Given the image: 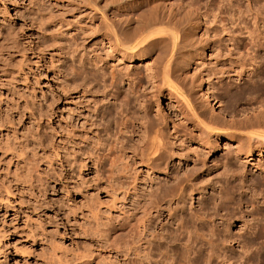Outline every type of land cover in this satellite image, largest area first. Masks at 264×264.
<instances>
[{
    "label": "rangeland",
    "instance_id": "1",
    "mask_svg": "<svg viewBox=\"0 0 264 264\" xmlns=\"http://www.w3.org/2000/svg\"><path fill=\"white\" fill-rule=\"evenodd\" d=\"M118 1L0 0V111L2 112L0 117L6 121L0 118V264H239L240 242L243 240L241 238L250 241L253 230L243 224L241 204L234 195L236 191L229 189L230 192H228L231 194L234 190L232 200L233 198L235 200L233 202L231 197L227 198L228 205L221 204L219 196L222 194L220 189L223 183L235 184L233 172L230 169L236 170L244 165L246 170L259 174L260 168H264V154H262L264 148L260 151L259 148L253 147L256 150L249 154L238 151L241 138L235 127L240 119L250 117L252 113L250 109L254 107L249 105L248 98L251 97L250 93H253L247 75L249 74L247 70L252 65L249 64L248 45L245 39H248L247 31H252L253 39H258L264 46V0L166 1V12L173 13L171 15L172 19L175 18V22L192 23L196 26L195 39H207L211 45L180 73L185 82L193 83L196 93L194 103L197 105L195 107L198 112L203 113L204 110L205 117L208 118L213 114L212 117L225 121V123L222 122V126L226 124L225 127H221L223 134L212 135L213 138H210L212 143L208 144H211L210 146H206L204 137H201L203 134L193 122L194 119L187 111L185 104L176 94L169 92L167 84L162 83L159 50H153L149 56L152 67L156 69L155 78L150 82L143 75L144 66L135 67L136 61L130 62L131 67L138 69L140 76H143L141 83L145 87L143 97L147 99L148 116L156 123L158 122L159 126L163 125L162 130L169 132L167 134L164 131L170 139L167 146L172 153L167 150L172 157L169 155L170 158L166 159V162L169 160V167L179 172V176L182 177L185 173L183 167L188 164L196 178L195 184L196 181L198 183V186H195L194 182L181 183V186H187L186 188L188 185L191 186V191L176 185L178 191L170 183L169 186L172 188L169 187L168 190L167 186L166 193L161 187L164 183H150L149 175L133 182V178L122 174L124 176L121 182L119 181L120 184L118 182L114 184L115 187H110L105 181L112 174L109 160L106 162L108 167L105 166L100 174V177L106 178L95 182L94 171L83 168L80 170L79 158L75 157H78V154L73 153L72 163L63 159L64 145L68 142L65 139L67 134L64 126L70 122L72 123L70 126L76 130L79 122L75 121L74 115L70 118L67 110L64 109L61 78L62 41L63 39H86L82 42L88 48L103 52L101 42L96 41L107 39L106 34L109 32H106L107 22H112L119 27L123 25V21H127L134 28V25H137L136 20L148 15L146 6L136 11L126 10L119 5ZM9 30L16 34L13 33L14 35L11 34L13 36L10 37ZM233 65L239 66V69L242 67L247 69L241 78L228 77L229 73L226 70L231 69ZM23 75H27L26 80L25 78L22 80ZM197 80H201L202 84L196 83ZM222 81L225 86L233 88L237 94L236 97H242L240 100L242 103H236L233 99L221 94L224 91L221 89ZM237 85L240 87L238 88ZM216 95L218 96L214 98ZM24 97L28 98L34 113L38 111L37 109L41 110L39 111L41 114L36 112L37 117L33 116L32 124L27 117L23 120L26 125L15 117L20 110L25 114L28 112L25 107L20 106H24ZM253 97L256 96L253 95ZM229 103L230 106L232 104V108L236 105L235 109H237H233L237 111L236 114L225 112V108H231L228 106ZM133 106L132 112L137 113L139 107L136 108L135 104ZM243 106L245 108H242ZM24 108L26 111L22 110ZM246 108L249 110L244 111ZM258 111L256 107V112ZM7 113L9 116L13 115V118L7 115L10 120L15 118V121L12 120L13 123L18 121L15 127V130L19 128L18 138L25 136L19 141H25L27 137V141H30H25L29 146H25V143L22 146L25 147L23 149L26 152L23 149L20 150V145L16 147L18 150L14 148L16 152L19 150L24 151V154L28 152L26 155L21 153L23 159L21 156L19 157L21 159L15 156L16 152L13 148L11 150L8 148V136L13 128L10 130L8 127L11 125L10 123L8 125V118L4 115ZM38 118L39 121L36 122L39 126L37 127L33 121ZM73 120L76 126L73 125ZM231 124L234 125L231 126ZM28 125H34V130ZM26 126L29 131H26ZM37 128H39L38 132ZM75 130L72 132L74 133ZM31 132L34 137H38L39 141L34 137L35 141L32 140ZM176 132L184 141L182 149L177 147L179 141L172 143L174 140L172 135ZM4 136L8 139L6 140ZM135 141L128 146V152L139 160L140 151L135 148L138 144ZM187 146H195V148L189 147V149ZM6 150H10L11 153L10 151L7 153ZM56 150L60 156L55 155ZM178 151L186 153L187 163L179 161L177 157L174 159V152L179 154ZM228 151L235 156L236 161L235 166L229 170L224 164L229 155ZM26 156L34 161L33 170L36 167L38 170L32 172V179L26 175L28 163L24 162V166L21 165L26 160ZM136 166L142 167L140 163ZM225 170L229 173L222 174ZM157 174L163 179L165 173L159 171ZM224 178L231 179L228 180L229 182L227 180L224 182ZM221 180L223 182H220ZM216 181H219L218 184H215ZM8 183L12 184L10 186L13 189L8 188L10 187ZM5 187L8 190H14L15 194H12V191L10 194V190L5 192L7 190L4 189ZM183 190H187L185 193L188 196L182 192ZM8 192L9 196L6 194ZM153 192L156 193L153 194ZM181 193L182 195L184 193L183 197ZM5 200L9 201L8 205H5ZM159 207L163 210H161L162 215L156 217ZM176 211L183 216L186 215L188 219L184 221L183 217H178L182 215ZM173 212L176 217L171 216ZM229 212H231L230 215ZM247 216L249 218V213L245 217ZM147 217L151 218L150 222H152L148 231L142 225ZM262 231L264 232L262 229L259 233L262 234ZM261 234L258 241H254L255 246L264 245V233ZM255 259L259 260L258 257ZM256 260L250 261V264H264V258L262 262H259L260 260L256 262Z\"/></svg>",
    "mask_w": 264,
    "mask_h": 264
},
{
    "label": "bare ground",
    "instance_id": "2",
    "mask_svg": "<svg viewBox=\"0 0 264 264\" xmlns=\"http://www.w3.org/2000/svg\"><path fill=\"white\" fill-rule=\"evenodd\" d=\"M117 1L118 0H116V2ZM166 1L167 0H119L118 1L119 5H122V7L126 8V10L131 9L133 11H136L137 9L143 8V6H146L147 8H145V9L148 10L147 11L148 15H146L145 17L143 16V18H139L138 20H136L135 24H137V25L133 24L134 28L131 26L132 24L130 25V23H127V21H123L122 26L121 25L119 26V24H118L119 27H117V25L115 26L112 22H107L106 28H108V30L106 29V32L109 31L106 34L107 39H100V40L96 41V42H99V41L101 42V45L104 48L103 52H99V51H96L92 48H88V46L82 42V40H86V39H80V40L79 39H63V41H62V54H63L62 58L63 59L61 60V63H62L61 64V78H62V82H63L62 83V90H63L64 109L67 110L68 116L70 118H71V115H72V117L74 115L75 121L79 122V127L76 128V130L73 129L72 126H70V125H72V123H70V122H67V124L64 126V127H66L64 131L67 134L65 139H67L68 142L65 140L67 142V144L64 145V156H63L64 158L63 159H65L67 162H71L72 157H73V153L78 154V157L77 156H75V157L77 159L79 158V160H78L79 165L78 166H80L79 167L80 170L83 168L85 170L86 169L92 170V172L94 171L95 174L93 177H94L95 182L99 181V180H103V178L105 177V176L103 178L100 177L101 176L100 174H102L103 169L106 166V162H107V160H109L110 161L109 166H110L112 174L105 181L107 182V185H109L110 187L114 186V184H117L120 180H122V178L124 176L122 174H127L126 176H128V177L130 176L131 178H133L132 179L133 182H136L139 179L145 178L144 177L145 175H149L150 176V179H149L150 183H152V184H162V182L164 183V185L162 184L161 187H162V189L164 188L165 193L169 190V187H171V186L172 187L175 186L176 189H178L176 185L181 186V183H183L185 181H188L189 184L191 182L192 183L194 182V184H195L196 178H195V176H193V171H192V169H190L188 167V164L187 165L185 164L183 167L185 169V173H184V176L182 177V176H179L180 175V174H178L179 172H175L176 170L174 171L173 168L169 167V162H168L169 160H167V162H166V159H169L170 157H168V156L172 153L170 151L171 149L170 150L168 149L169 146H167V144L170 142V139L166 135V133L169 134V132H166L164 129L162 130L161 127L163 125L159 126L158 122L156 123V121H154L152 118H150L148 116L147 99H144V97H143L145 87L141 83V78L143 79V76L142 75L140 76V73L137 71L138 69L132 68L130 65V62L132 60L136 61V63L134 64L135 67H139V66L143 65L144 66V74L143 75L150 82L152 79L155 78V74H156L155 70L156 69H154L152 67V65H151L152 63H151V60L149 59V56L153 52V50H155V49H158L160 52V55H161V57H160L161 64L159 65V70L162 73V83L164 82L165 84H167L169 92L171 94H173V93L176 94V96L181 99V102L185 104L187 111L190 112L189 114H191L193 119H194L193 122L196 123L195 125L198 126L200 133L203 134V136H201V137H204L205 140L204 139L203 140L205 141L206 146L211 145V144L210 145H208V144L212 141V140H210L212 135L217 136V135L223 134V133H221V132H223L221 130H223L222 128L225 127V125H226V124H223L224 126H222L223 119H221L222 120L221 121L218 117H217L218 119L215 117H212L213 114H211L209 116V114H207V113H206V115H208L209 117L208 118H207V116L205 117L204 110L202 113L200 111L201 108L199 106L198 107L200 108V110H199L200 112H198L197 108L195 107L197 105H196V103H194L196 101V98H195L196 93H195V90L193 88V83L189 82V84H190L189 85L187 83V81L185 82L184 79L181 78V74H180V73H182V71H184V69L188 65H190L194 61V59L199 58L201 56L202 52H204L208 46L211 47V45H209V42L207 41V39H195L194 30H195L196 26L193 25L192 23H188L185 21L175 22L174 16H173L174 19H172L173 13L172 12H170V13L166 12ZM93 3H96V2L93 1ZM95 5L96 4H94V6ZM3 7H5V6H3ZM4 10H5V8H4ZM2 13L3 12H1V14ZM8 32H11V31L9 30ZM13 33H15V32L13 31ZM13 33L12 32L9 33V36L10 37L13 36L14 35ZM11 34H13V35H11ZM246 34L248 37V39H245V40H246V43L248 45L247 46V53L249 55V64L252 66L247 70L246 68H243V67L241 69H239V66L233 65L231 67V69H227L226 71L229 73L228 77L231 78L232 76H236L238 79L242 77L243 72H245L246 70L249 72V74H247L248 75V81L250 82V84L253 88V93H254V94L250 93L251 97H248L250 99L249 105L254 106L255 108L253 107L250 109V111L252 110L250 117L243 119V120L240 119L239 123H237L238 122L237 121L236 122L237 125L235 126L237 131H239L238 134L241 138L240 145L238 147V151L240 150V152L242 151L245 154H249V153L254 152V150H256L254 148H259L260 151H261V149L264 148V46L259 43L258 39H253L252 31H247ZM25 74H26V72H25ZM26 77H27V75L26 76L23 75L22 80H24V78L26 80ZM196 83H198L200 85V84H202V81L197 80ZM221 85H222L221 89H223L224 91H223V93H221V92L220 93L222 95H224V97L226 96L229 99H233L234 102H236V103H242L240 101L242 99V97H236L237 94H235L232 87H228V85L225 86L223 81L221 82ZM237 86H234V87L237 88ZM239 87L240 86H238V88ZM25 88H27V87H25ZM23 92L25 93V91H23ZM253 95L256 97H253ZM217 96L218 95L214 96V98H216ZM228 98H226V100ZM23 101H24V106L20 105V104L19 105L21 106V108L25 107L28 110V112L25 114L24 111L21 112V110H20V113H18L15 117H17L18 121H20L22 123H25L23 121L25 117H27V119L29 118L28 121L31 122L33 116L34 117L36 116L35 113L39 112L41 110L37 109L38 111H36L34 113V111H33L34 109L31 108L28 98L24 97ZM40 102H39V104H40ZM32 103L34 104V101ZM72 104H73V106H72ZM134 104L137 105V106H135L136 108L139 107L137 113L135 110H134L135 112H132V110L134 109V106H133ZM37 105L38 104H36V106ZM40 106H41V104H40ZM228 106H230V103ZM231 106H232V104H231ZM235 106H234V108L231 107L232 109L231 108L230 109L225 108V112H227V113L235 112V110L237 109V108L235 109ZM38 107H39V105H38ZM256 107H257V109H259L258 112H256ZM16 108H15V110H16ZM25 108L22 110H25ZM242 108H245V106H243ZM0 109H1V107H0ZM29 109H31V110L29 111ZM233 109H235V110H233ZM248 110H249V108H246V110L244 109V111H248ZM18 111H19V109H18ZM236 113H237V111L235 112V114ZM39 114H41V113L39 112ZM4 115L9 116L8 113L4 114ZM27 115H29V116H27ZM8 116H7V118H8ZM120 116H122V120H120ZM9 118H13V115L11 114V116H9ZM39 118H41V117H39ZM39 118L33 121V122H35L37 127L39 126V123L37 124L36 121L37 120L39 121ZM8 119H7V123H8V125H9V123L11 125L8 127H10V130L13 128L12 133L9 134V136H8L9 139L7 138L9 141L8 142L9 144L7 143V145L9 146L8 148H10V150L13 148V150H14V148L17 149L16 147H18V145H20L19 148H20V150H22L23 148H25V147H22L24 145V143H25V146L28 145V143L26 145V142H25V141H27L28 137L25 139V141L24 140L19 141V139L25 138V136L18 138V136H20L17 134L19 132V131H17L19 128L18 129L16 128L17 130H15V127L17 126L18 121H16L17 123H13L12 120H14L15 118L12 120L9 119V122H8ZM3 121H5V120H3ZM70 121H72V119ZM223 123H225V121ZM31 124H32V122H31ZM76 124L78 126V123H76ZM25 125H26V123H25ZM73 125H74V120H73ZM232 125H234V124H231V126ZM28 126H26L27 127L26 131H29ZM31 126L32 125H30L29 127L31 128ZM33 126H32V130H34ZM43 126H42V128H43ZM74 126H76V125H74ZM226 128H229V127H226ZM6 129H7V127H6ZM38 129L39 128H37V132H38ZM232 129L233 128H231V130ZM73 130H75L76 133H75V131L73 133L72 132ZM30 131H31V129H30ZM35 131H36V129H35ZM8 133H7V135H8ZM32 133L33 132H31V136L33 138L34 136ZM7 135H5V136L7 137ZM39 135H40V133H39ZM73 135H75V136L73 137ZM172 136H173L174 140H172L173 142L172 141L171 142L175 143L176 141H179L178 142L179 146H177V147L179 149L181 147V149H182L184 141L180 139L181 137L177 134V132L175 134H173ZM6 137H5V139H6ZM34 138L38 139V137H34ZM34 138L32 140H34ZM4 141H3V143H4ZM38 141H39V139H38ZM133 141L138 143L135 148L140 151L139 160H137V157L129 154V152H128V149H129L128 146L130 145L131 142L133 143ZM201 141H202V138H201ZM5 143H6V141H5ZM189 147L187 146V148H189ZM5 148L8 149L6 146H5ZM190 148L193 149V148H195V146L190 147ZM167 149L171 153H168ZM10 150H6V152L10 151ZM20 150L17 152H20ZM130 150H131V148H130ZM24 151L26 152V150H24ZM24 151L17 153L14 150V152H16L15 156L17 155V157L19 158L21 156V153L24 154ZM230 151H228L229 155L227 154L228 155L227 159L224 162L225 167L228 170L230 168H233L235 166V162H236L235 156L232 155V153H230ZM56 152H57V150L54 151L55 155L56 156L59 155V153H56ZM180 152L182 153V151H180ZM180 152H179V154L177 152H174L175 154L173 153L175 155L174 159H175V157H177V159L179 161H183V162L187 163L188 158L186 156V153L180 154ZM10 153H11V151H10ZM18 154H20V155L18 156ZM26 154H24V155H26ZM262 154H264V153H262ZM31 155L33 156V154H31ZM34 155H36V153ZM22 157H23V155L21 156V158ZM21 158H19V159H21ZM236 158H238V157H236ZM238 159H240V158H238ZM244 159L247 160L248 158H244ZM9 161H10V158H9ZM24 162L28 163V166H26V167H28L27 168L28 171L26 170V175L29 176V179H32L33 178L32 172L34 170L38 171L37 167L34 168V170H33L34 161H32L31 158L30 159L27 158V156H26V160L23 161V164H21L22 166H24ZM137 163H140V165H142V167L136 166ZM239 163H241V162H239ZM224 164H223V166H224ZM236 164L239 166L238 163H236ZM242 164H244V163H242ZM238 166H236V167H238ZM106 167H108V166H106ZM40 168H44V167H40ZM143 168H145V170ZM167 169H168V171H167ZM230 170L233 172L232 177H234L233 183H235V184H233V185L232 184L230 185L229 183L228 184L223 183V185L221 184L222 186H221L220 192L222 194L219 196L220 197L219 199H221V204H223V203L226 204L228 202V200L226 201L227 198L231 197L230 199L232 200V196H233L232 194H233V191L235 190L236 194H234V195H236L235 197H237L235 199H237L239 201L238 203L241 204L240 208H241V212H242L241 215L243 216V224L247 228H250L251 230H253V232L251 233L252 237L250 238V241L252 240L251 242L248 239L246 241L244 238H241V239H243V240H241V242L239 241L241 251H240L238 263L240 262L239 264H250V261L252 262V261L256 260L255 258H257V257L259 258L260 261L256 260V262L257 261L262 262L261 260H263V258H264V245L261 242V244L263 246L262 245H259V247L255 246L254 241L259 238V236H260L259 234H261L259 232L262 229L264 230V228H263L264 227V168L263 169L260 168L259 174L255 173L254 171H253L254 172L253 173L251 170L248 171L249 169L246 170V166L244 167V165L239 166L236 170L233 169L234 171L232 169H230ZM159 171L160 172L164 171L165 174L163 175V179H161L162 176L161 177L158 176L157 172H159ZM123 172H126V173H123ZM226 172H228V171L225 170L224 173L222 172V174H225ZM228 173H227V175H229V177H230V174H228ZM155 174H156V176H155ZM227 175H224V176H227ZM40 176H38V177H40ZM81 177H82V175H81ZM146 178H149V177H146ZM225 178H224V182L227 180V179L225 180ZM82 179H83V177H82ZM230 179H228V180H230ZM222 180L220 182H223ZM228 180H227V182H229ZM120 182H119V184H120ZM218 182L216 181L215 184L216 183L218 184ZM170 183H171V186H169ZM10 184L8 186H10ZM197 184L198 183L196 181L195 186ZM133 185H134V183H133ZM184 185H186V184H184ZM11 186H12V184H11ZM11 186L8 188L13 189V188H11ZM32 186H34V185H32ZM166 187L168 188V190L166 189ZM181 187L183 189L185 186L183 187V185H182ZM8 188L7 187L4 188V189H7L5 192L10 190V189L8 190ZM117 188H119V186H117ZM190 188H191V186L189 187V185H188V188H186V189H189V191H191ZM231 188L234 189L233 191H231L232 194L229 193ZM11 191L12 190H10V194L14 190L12 192ZM148 191H149V189H148ZM157 191H158V189H157ZM178 191H179V189H178ZM185 191L187 192V190H185ZM185 191L183 190L182 192L185 193ZM151 193H152V191H151ZM155 193L153 192V194H155ZM184 193H183V195H184ZM6 194H7V196H9L8 195L9 192ZM12 194H15V193L13 192ZM181 195H182V193H181ZM183 195H182V197H183ZM186 195L188 196V194H186ZM146 196H147V194H146ZM153 196H155V195H153ZM165 196H167V195L165 194ZM165 196H163V197H165ZM149 198H150V196H149ZM3 199H4V197H3ZM112 199H114V198H112ZM115 199H117V198H115ZM235 199L233 198L232 201L234 202ZM7 200H8V198H7ZM7 200H5L6 201L5 205H8L7 202H9V201H7ZM2 201L4 202V200H2ZM152 201H151V203H152ZM210 201H211V199H210ZM231 202H229V203L231 204ZM227 205H228V203H227ZM218 207H219V205H218ZM156 208H158V207H156ZM224 208H226V207H224ZM176 209H177V205H176ZM161 210L162 209L159 207L158 214H156L157 215L156 217L162 215ZM208 212H209V210H208ZM227 212H228V210H227ZM176 213H178V212L176 211ZM230 213L231 212H229V215H230ZM247 213H249V215H250L249 218H248V216L245 217L247 215ZM147 214H148V212H147ZM178 214H181V213H178ZM145 216H147V215L145 214ZM171 216L176 217L175 213L171 214ZM185 216L182 215V216H178V217H183V219H185L184 221H186L188 218ZM148 217H150V216H148ZM148 217L146 218V220L142 224L147 231L149 230V228L151 227L150 225L152 224V222H150L151 218H148ZM179 221H182V220H179ZM176 232H178V231H176ZM255 243H259V242H255ZM191 245H192V243H191ZM212 251H213V249H212ZM210 253H212V252H210ZM216 255H218V254H216ZM213 257H215V256H213ZM208 260H209V258H208ZM226 260H228V259H226ZM177 264H179V263H177Z\"/></svg>",
    "mask_w": 264,
    "mask_h": 264
}]
</instances>
